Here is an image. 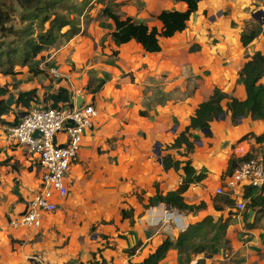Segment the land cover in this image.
I'll use <instances>...</instances> for the list:
<instances>
[{
    "label": "crops",
    "instance_id": "0c3cea01",
    "mask_svg": "<svg viewBox=\"0 0 264 264\" xmlns=\"http://www.w3.org/2000/svg\"><path fill=\"white\" fill-rule=\"evenodd\" d=\"M250 1L252 0H199L198 8L190 15L186 28L171 37L160 38L161 50L153 53L145 52L140 44L134 41H129L119 47L115 46L109 35L113 28L112 21L105 19L100 22V18H97L92 20L86 28L87 37L78 34L58 47L43 51L35 59L40 70L52 74L49 67L53 66L57 69L59 75H52L57 77L58 83H55L53 79H51L53 81L45 80L39 83L36 77L26 83L25 81L32 73H29L27 66L16 67L18 72L14 75H3V82L0 83V86L7 89V92L2 98L10 107L6 113H11L13 109H19L21 112L26 108L16 105L14 99L18 92L31 89L36 90L39 98L43 93V100L50 104L51 100L45 98L62 87L69 91L71 97H76L81 103L85 101L86 96H90V93L85 89L89 77L105 76L104 85L91 96L97 115L94 120V130L92 128L84 133L79 156L86 161H93L90 158L93 157L96 147L113 135H123V137L127 135L132 140L131 146L126 148L130 147L129 150H131L127 152L128 157H115L120 153L117 150H110L100 160V171L97 177L95 176L92 180V184H95V196L92 193V200L88 202L89 204L84 203L83 208L86 231L83 232L80 229L78 235L70 236L64 248L52 249L57 252L48 250L47 257L51 264H62V262L71 264L73 260H76L77 264L139 262L152 252L164 238L175 237L190 222L200 220L206 215H211L214 218L224 217L225 205L213 202L211 196L214 194L215 187L224 182L230 158L242 157L247 153L264 154L259 151V147L254 148L259 146L258 143L264 142V140L261 142L255 140L256 136L264 135V121L245 116L235 123L232 121L231 112L227 110L222 114V118L212 120L208 129L190 130L192 134H196L197 131L204 134L212 133V137L199 139V146L194 147L192 152L185 155L183 147L168 148V146L189 124L190 117L194 114L198 104L206 100L215 87L239 100L246 97L245 88L238 72L246 61L247 55H251L255 51H261L264 54V27L263 33L247 46L244 47L240 41V32L244 27L243 20L246 17L243 8ZM148 5H150L148 8L152 12L153 20L142 21L158 28L161 23L155 16L162 9H186L184 2L174 0H149ZM220 6L226 7L229 14L226 16L221 14L220 18L213 20V13H219ZM97 9L94 13L91 11L92 15L96 14ZM206 13L207 15H205ZM127 15L136 18L133 13ZM102 22H106L107 26L110 25V28L107 29V40L104 42L108 45L107 55L101 56V60L99 59L93 67L95 70L89 75L86 74L83 67L93 55L100 56L98 45H94L95 42L89 39V35H92L96 41L100 39L104 35L102 28H99ZM91 29H93L92 33ZM192 44H195V51H190ZM109 48L111 53L113 50H118V54L113 56ZM50 57L56 61L54 64L48 65V61L47 66L43 64L39 67V64L47 58L51 59ZM21 72L26 75L24 80L19 78ZM161 75H165L162 90L168 94L178 93L181 98L175 99L177 101L166 100V104L163 105H152L148 109V114L142 116L139 111L144 110V106L140 100L144 95L150 94L151 78H159ZM10 81L17 84V93L12 88ZM7 94L8 96L10 94L9 99H7L8 96L6 97ZM114 98L122 99L128 109L114 110L112 103H107L108 99L114 102ZM222 107L226 109V100L222 101ZM19 112H17L16 118ZM6 113L0 117L5 116ZM175 127L179 128L176 132ZM168 132H171L169 141ZM248 133H253L255 143L244 139L236 146H232L240 137ZM190 139L195 143L193 137ZM205 140L214 141L216 145L214 148H210ZM10 142L13 141L9 139L5 127L4 134L3 130H0V264H21L24 250L13 251L11 241L32 239L35 233L48 224L57 211L75 214L80 205L75 200L76 195L69 191L66 198L56 199L57 209L52 213L45 214L39 227L25 228L9 225V219L25 209L27 201L38 185L37 169L30 164L28 155L18 145L16 148L12 147ZM162 143H166L165 145L168 146L159 154L158 150L154 151V147H161ZM178 150H183V155L174 157L173 153ZM154 152L158 153L160 157L170 154L174 159H189L197 171L205 173L204 179L190 184L183 193L185 201L189 204L204 201L205 208L197 212L198 218L194 212H181L165 204H158L162 206L148 211L144 218L139 217L142 203L137 200L135 195H127L132 187L148 186L152 180L154 184L160 182L154 179L155 175L150 169L154 164V159L151 157ZM214 154L220 155L221 165L219 167H216L217 164L215 165L213 162V159H216ZM158 155L156 154V156ZM110 156L114 158L112 160L106 158ZM159 156L155 159L154 167L162 175L163 181L160 182L159 189L165 193L177 188L183 171L172 168L164 170L158 161ZM95 162L97 164L98 161ZM15 163H18L17 167L13 166ZM237 164L238 162L235 163L234 168ZM68 175L69 172L66 177L69 189ZM165 177L168 178L166 182H164ZM123 180L125 182H122ZM121 209H132V216L122 219ZM170 209L173 212L176 211L177 217L180 216L178 214L180 212L185 218V221L182 219V222L178 223V227L181 224H184V227H181L173 236L169 235L172 232L167 226L166 218ZM79 210L81 212L80 208ZM154 213L159 215L152 219L151 215ZM193 217L196 219L191 220ZM178 218L177 220H180ZM102 220L106 223H100ZM248 221L251 222L252 219ZM244 222L240 218L229 220L226 230V238L229 239L231 245L229 254L239 255L238 264H264V227L248 229V232H245L249 234L247 237L244 234L236 235L234 230L237 228L235 229V227L238 226L242 230ZM257 222L263 224L264 219ZM154 224L160 225L155 228L152 227ZM97 226H99L98 233L87 235L89 228ZM240 229L237 230L240 232ZM96 236H98L97 240H95ZM106 239L114 243L113 248L102 245ZM135 246L136 249L132 250ZM97 248H101V250L97 252ZM200 257H203V254L180 255L175 249H170L158 264H194ZM215 258L205 257V262H214Z\"/></svg>",
    "mask_w": 264,
    "mask_h": 264
},
{
    "label": "trees",
    "instance_id": "16d2710c",
    "mask_svg": "<svg viewBox=\"0 0 264 264\" xmlns=\"http://www.w3.org/2000/svg\"><path fill=\"white\" fill-rule=\"evenodd\" d=\"M174 1L184 2L186 9H162L155 16L161 23L158 28L121 12L122 2L116 0H0V74L14 75L18 72L16 68L18 66H27L28 71L36 74L39 70L35 62L38 55L50 48L62 45L78 34H85L90 22L97 18L112 21L113 28L109 35L115 46L119 47L129 41H134L140 44L145 52H159L161 50L160 38L171 37L182 32L187 26L190 15L197 10L199 0ZM96 3L99 4V7L96 14L92 15L91 10L93 4ZM262 33L263 25L260 21L257 19L245 21L240 32V41L245 47ZM195 48V46H191L190 51ZM111 54L116 56L118 50H113ZM238 74L244 85L246 97L239 100L215 87L212 94L198 104L194 114L190 117L189 124L168 148L183 147L185 155L192 152L194 143L190 139L192 137L190 130L208 129L210 122L227 110L231 112L233 122H237L245 116L264 121V81H262L264 79V54L261 51H255L251 55H247ZM105 82V76H91L85 89L93 95L101 89ZM6 92L7 89L0 86V116L10 109L2 98ZM45 99L51 100V106H58L60 103L70 102L71 94L67 89L59 87ZM223 100H226V109L222 107ZM39 101L35 89L20 91L14 99L16 105L26 108L31 102L38 103ZM139 113L142 116L146 114L143 110H140ZM255 140L256 142L263 141L264 135L256 136ZM253 156L252 153H247L242 157L230 158L225 174L233 170L236 162ZM160 163L164 170L181 169L183 171L182 179L176 189L165 193L160 191L156 184L155 193L148 197V204L145 206L165 204L181 212H197L204 209V201L189 204L185 201L183 193L190 184L204 179L205 173L197 171L189 159H174L170 154L162 155ZM263 189L247 186L243 190L242 197L251 201L250 204L256 205L258 203L255 194ZM220 201L228 207L233 203V199L228 195ZM132 212V209H121L120 215L122 219H125L131 217ZM228 221L229 216L214 218L211 215H206L202 219L188 224L175 237L164 238L141 261H129L128 264H158L170 249H175L180 255L203 254V257L198 258L194 264H210L205 263V257L211 258L218 252L220 244L228 242L226 238ZM135 249L136 246L132 248V250Z\"/></svg>",
    "mask_w": 264,
    "mask_h": 264
},
{
    "label": "rangeland",
    "instance_id": "374dc122",
    "mask_svg": "<svg viewBox=\"0 0 264 264\" xmlns=\"http://www.w3.org/2000/svg\"><path fill=\"white\" fill-rule=\"evenodd\" d=\"M4 1H9V0H4ZM116 1H120L122 2V5L120 7V11L128 14V13H133L136 16V19L138 20H153V16L151 15L152 12H150L148 6L149 4V0H116ZM93 9L91 10L92 13H94L97 9V7H99V4H93ZM220 12H214L213 13V20H217V18H220L221 14L226 16L227 14H229V10L226 9V7L220 6L219 7ZM262 10L263 13L259 14L258 11ZM243 11L246 15L245 19L243 20V22L245 21H249L252 19H256L254 17L253 14L258 15V20L263 21L264 20V0H252L249 3H247V5L243 8ZM219 14V15H218ZM207 15V13L205 14ZM135 18V17H134ZM104 18H100L99 21H104ZM263 27H264V22L262 23ZM99 28H102L104 35H102L100 37V39H98L97 41L92 37V35H89L92 41H94V45H98V49H99V55H93L92 57H90V60L86 63V65L83 67L86 74H91L95 69L93 68L97 62L99 61V59L101 60V56L104 54L105 56L107 55V50H108V45H106V43H104L107 40V33H108V28H110V25L107 26L106 22H102V25L99 26ZM107 30V31H105ZM105 31V32H104ZM91 33L93 32V29H91L90 31ZM87 31L86 33L83 35L81 34V36L87 37ZM60 46V45H59ZM191 46H195V44H192ZM190 46V47H191ZM58 47V46H57ZM103 51H105L103 53ZM109 51L111 53V49L109 48ZM195 51V49L193 50ZM109 53V56H110ZM49 57V56H48ZM105 59V58H104ZM48 65H52L54 64L56 61L47 58ZM105 62V61H104ZM47 66V63H45ZM48 68V67H46ZM72 68V67H71ZM39 69V68H38ZM72 70H74V68H72ZM29 73H31L29 71ZM19 78L21 79H25L26 75L24 73H20L19 74ZM4 76L2 74H0V83H2V78ZM36 77L38 82L41 83V81H45V80H50V81H55V83H58V81L56 80L57 77L53 76L52 74L48 73L45 70H38V72L36 74L31 73V76H28V79L25 81L26 83L33 80V78ZM164 78L165 75H161L159 78H151L152 80V85L151 87H149L150 90V94L148 95H144L143 98L140 100V103L142 104V106H144V112H146L145 115L148 114V109H150V107L152 105H156V104H166V100H175L178 98H181V96L178 93H171L168 94L166 92H164L163 89V82H164ZM5 79V78H4ZM53 79V80H51ZM262 81H264V79H262ZM4 82H7L6 80H4ZM10 84L13 86L12 88L15 90V93H17L16 89H18V86H16L17 84H15L14 82L10 81ZM42 86V85H41ZM12 95V94H11ZM40 95V94H39ZM42 96L39 98L41 99L38 103L39 104H48L46 101H44L43 96L44 94H41ZM8 96V94L6 95V97ZM10 98V94L8 96L7 99ZM177 101V100H175ZM34 103V102H33ZM108 104L112 103V108L114 110H118L121 108H125L128 109V107L126 106L127 104L124 103V101L122 99L119 98H114V102H111L110 99H108L107 101ZM124 105V106H123ZM129 106V104H128ZM19 109L16 110H12L11 113H6L5 116L0 117V130H3V134L5 132V127H7L11 122H15V116L17 114V112H19ZM222 118V115L219 116L218 118H216L217 120ZM236 123V122H235ZM176 125H179L178 123H176ZM178 127H175V132L178 130ZM92 130V129H91ZM94 130V128H93ZM209 134H204L201 131H197L196 134H192L193 139L195 140L194 143V147H198L199 146V139L201 140V138H206V137H212V133L208 132ZM2 134V133H1ZM171 137V132H168V141ZM191 137V138H192ZM247 139L248 142L253 141L254 137H253V133H248L245 134L244 136L240 137L239 140H237L236 142H234V144H232V146H236L237 143H239L241 140ZM210 148H214V146L216 145V143L214 141H209V140H205ZM254 142V141H253ZM255 143V142H254ZM132 144V140L129 136H124L123 135H113L108 137L104 143L99 144V146L96 147V151L93 154V157H91L90 159L93 161H86L84 159H82L80 156H78V158L73 162V166L71 169H69V179H70V185H69V191H72L75 195H76V199L77 200V204L80 205V207H78L76 209V213L75 214H71V213H64V212H56V214H54V216L52 217V219L48 222V224H45V226L42 228V230H40L37 233H33L34 236L32 239H19L15 241H11L12 242V247L14 248V250H19L22 251L24 250V254L22 255V261L21 264H47L48 262H50V259L47 257V251L51 250V252H57L54 251L52 249H58L60 248H64L67 243H68V238L70 236H75L78 235V231L81 229V231H86V227H84V219H83V215L85 214L84 212V203L89 204L88 202L92 200L91 197L95 196L94 194V190H95V184H92V180L94 179V177L98 175L99 171H100V160L103 159L105 157V154L108 153L110 150H117L118 153H120L119 156L115 155V157H128L127 152L131 151L129 149H126L128 146H131ZM166 143H162L161 147L155 148L154 147V151L159 152V154L161 153V151L163 152V150H165V147L168 145H165ZM259 146H255L254 148L256 149L257 147H259L258 149H260L259 151L261 153H264V142L262 143H258ZM10 145L12 147H17L16 143L10 142ZM223 147V146H222ZM153 148V147H152ZM246 148V147H245ZM216 150V149H215ZM222 150V149H220ZM183 150H178L175 151L173 153L174 157H181V155H183ZM234 153V152H233ZM132 154V153H131ZM235 155V154H234ZM151 157L154 159V164L151 165V171L152 173L155 175L154 179L159 180L160 182L163 181V178H161V174H159V172L156 171L154 165H156V158L158 156H156V153L154 152V154L151 155ZM214 157H216V159H213V162L215 163L216 167H219L221 165L220 162V155L218 154H214ZM109 158L110 160H112L114 157H106ZM95 161H98L97 164ZM18 163H15L13 166L17 167ZM157 175V176H156ZM164 182L168 181V178L165 177L164 178ZM126 180V179H124ZM122 182H125V181ZM160 182H157L154 184L153 180L149 182L148 186H144V187H140V186H135L132 187L131 190L129 191V195H135V197L137 198V200L142 203V208L140 209V213H139V217L140 218H144V216L147 215V212L150 210H154L156 208L161 207L162 205H150V206H145L146 204H148V197L153 195V191H154V187L160 185ZM92 193L94 194L92 196ZM214 193V192H213ZM226 193L224 194H213L211 196V200L213 202H220L222 203V201H220L222 198H225ZM68 196V193H67ZM66 196V197H67ZM65 197V198H66ZM91 198V199H90ZM255 198L257 199V203L258 204H250L251 201H249L247 199L246 204H245V208L242 211H239L236 209L235 206V200L233 199V203L231 204L230 207H228L226 204L225 205V213H223L224 218L229 216V220L232 218H240L241 220L245 221L244 222V226H242V230L236 226L235 229H240L239 230H234L236 235H246L249 236L247 230L251 229V228H259L260 226L264 227V222L263 224H261L260 222H257L259 220L264 219V191L261 192H257L255 194ZM88 207V206H87ZM86 207V208H87ZM79 208L81 209V212L79 210ZM170 212V213H169ZM176 212V211H175ZM173 212L172 209L168 210V223L167 226L171 229V232L173 233H169V235H175L177 233V231L181 228L184 227V224H181V226L178 227V223L180 224L183 221H185V218L183 216V213L178 212V214H180V218L177 217V213ZM198 212V211H197ZM197 212H194V214L197 215L196 218L199 217V214ZM190 213V212H188ZM133 214V212H132ZM193 214V215H194ZM159 214L158 213H154L153 215H151V218L154 219V217H157ZM182 215V217H181ZM180 219V220H177ZM196 218H191V220H194ZM249 219H252V221H248ZM198 221V220H197ZM196 222V221H194ZM194 222H190V223H194ZM100 223H106L104 220H102ZM189 223V224H190ZM229 224V221H228ZM160 225V224H158ZM158 225L154 224V226L152 227H157ZM99 226L95 227V228H89V230L87 231V235H91V234H96L97 232V228ZM238 232V233H236ZM86 233V232H85ZM98 236H96L97 240ZM110 243H112V245H109ZM102 245H106L107 248H113L114 247V243L109 241V240H105V242L102 243ZM56 246V247H55ZM258 247V246H256ZM219 250L218 253H215L212 258H215L217 256H219L218 258L214 259V262H209L210 264H238L239 263V259L236 253L235 254H229V252L231 251V245H230V241L228 239V242L225 244H220L219 246ZM233 249V248H232ZM235 249V248H234ZM101 250V248H97V252H99ZM221 253V254H220ZM198 259V258H197ZM76 260H73L71 264H77L75 263ZM196 262V261H195ZM206 263V262H205ZM51 264V262L49 263ZM62 264H69L68 262H62Z\"/></svg>",
    "mask_w": 264,
    "mask_h": 264
},
{
    "label": "built area",
    "instance_id": "2783aa9c",
    "mask_svg": "<svg viewBox=\"0 0 264 264\" xmlns=\"http://www.w3.org/2000/svg\"><path fill=\"white\" fill-rule=\"evenodd\" d=\"M49 71L59 75L53 66ZM91 96H86L81 103L71 97L70 102L58 106L32 103L6 127L9 139L26 152L38 173L37 188L25 209L8 221L12 227H39L43 216L57 209L56 199L67 196L68 171L79 156L84 133L93 128L97 115ZM36 131L38 136H34ZM247 186L264 188V154L238 162L232 172L225 175L224 182L215 187L214 193H226L235 200L236 209L242 211L246 204L242 193ZM166 218L169 219L167 215Z\"/></svg>",
    "mask_w": 264,
    "mask_h": 264
},
{
    "label": "water",
    "instance_id": "95a60500",
    "mask_svg": "<svg viewBox=\"0 0 264 264\" xmlns=\"http://www.w3.org/2000/svg\"><path fill=\"white\" fill-rule=\"evenodd\" d=\"M258 13L260 14H262L263 13V11L262 10H260V11H258ZM254 15V17L258 20V15H256V14H253ZM258 21H260V20H258ZM261 23H263L264 22V20L263 21H260ZM76 103H80V101H76ZM224 114V113H223ZM218 118V117H217ZM39 135V132L38 131H36L35 133H34V136H38ZM157 155H158V153H156ZM159 156V155H158ZM160 157V156H159ZM158 161H160V158H158Z\"/></svg>",
    "mask_w": 264,
    "mask_h": 264
}]
</instances>
